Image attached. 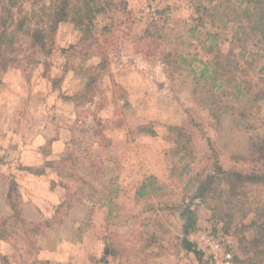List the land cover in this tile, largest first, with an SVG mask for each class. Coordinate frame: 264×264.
<instances>
[{
    "label": "rangeland",
    "instance_id": "rangeland-1",
    "mask_svg": "<svg viewBox=\"0 0 264 264\" xmlns=\"http://www.w3.org/2000/svg\"><path fill=\"white\" fill-rule=\"evenodd\" d=\"M208 1L102 0L88 35L61 22L45 50L0 33V264H224L221 251L246 254L240 225L209 219L194 177L264 168L250 147L263 134L264 99L259 118L226 107L217 122L191 68L231 53L237 75L264 87V39L221 25L200 9ZM151 176L162 190L138 198ZM247 189L244 209L264 206V184ZM186 204L201 259L183 242Z\"/></svg>",
    "mask_w": 264,
    "mask_h": 264
},
{
    "label": "trees",
    "instance_id": "trees-1",
    "mask_svg": "<svg viewBox=\"0 0 264 264\" xmlns=\"http://www.w3.org/2000/svg\"><path fill=\"white\" fill-rule=\"evenodd\" d=\"M208 2V6L199 4L200 9L212 11V15L221 25L241 23L254 29L259 37L264 39V0H209ZM105 10L102 0H0V33H18L27 37L31 49L45 50L47 34L54 31L59 23L70 22L83 34L88 35L94 26V17ZM197 26L195 24L189 27V33L195 32ZM211 37H216V33H207L203 43ZM212 48L213 45H210L208 48L203 47V50L208 52ZM231 55L227 53L217 54L211 58L201 56L197 58L196 61L201 67L198 70L191 68L192 82L199 90V101L204 110L214 120L221 121V115L227 111L226 107H229L233 115L238 113L248 122L250 119L259 118L257 113L261 109L259 102L264 99V87L256 88L250 85L243 75L238 76L237 62ZM191 64L189 61L188 65ZM250 147H254L251 149L252 154L257 153L258 158H264V130L261 138L254 141ZM184 157V154L179 155L180 159ZM219 173L209 171L203 177L196 175L194 177L198 181L196 196H202L205 201L211 200L208 203L209 219L213 222L224 224L226 229H229L233 223L240 225L241 240L246 244L247 252L244 255H233L232 264H264V206L258 204L254 208L244 209L249 202L247 186L264 184V168L245 171L231 169ZM154 179V176L149 180L147 177L140 183L135 191L138 198L148 192L162 190L161 185H155ZM191 180L190 176L187 183ZM167 206V202H162L159 210H166ZM181 218L185 248L201 259V251L196 249L195 244L188 238L190 230L195 225L193 211L188 204L185 205ZM261 240L263 243H258ZM110 252L106 247L104 256Z\"/></svg>",
    "mask_w": 264,
    "mask_h": 264
},
{
    "label": "built area",
    "instance_id": "built-area-1",
    "mask_svg": "<svg viewBox=\"0 0 264 264\" xmlns=\"http://www.w3.org/2000/svg\"><path fill=\"white\" fill-rule=\"evenodd\" d=\"M204 239V237H203ZM205 240V239H204ZM205 241H209L210 243V248L214 249V250H221V243L216 240V239H211L207 237V239ZM220 258L222 259V261L224 262V264H231V260H232V256H231V253L229 251H225V252H222L221 251V254H220Z\"/></svg>",
    "mask_w": 264,
    "mask_h": 264
}]
</instances>
